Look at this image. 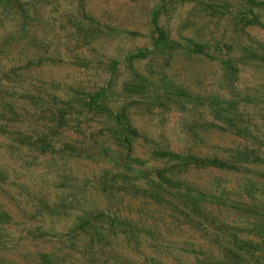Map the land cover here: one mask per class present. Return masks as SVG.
<instances>
[{
	"label": "rangeland",
	"instance_id": "1",
	"mask_svg": "<svg viewBox=\"0 0 264 264\" xmlns=\"http://www.w3.org/2000/svg\"><path fill=\"white\" fill-rule=\"evenodd\" d=\"M22 2L0 4V264H264V0ZM101 210L124 224L79 226Z\"/></svg>",
	"mask_w": 264,
	"mask_h": 264
},
{
	"label": "trees",
	"instance_id": "2",
	"mask_svg": "<svg viewBox=\"0 0 264 264\" xmlns=\"http://www.w3.org/2000/svg\"><path fill=\"white\" fill-rule=\"evenodd\" d=\"M1 3H5L6 5L8 6H11V7H15L17 9H22V5H23V2L22 0H0V4ZM144 51H147L145 49H141L139 50L137 53H135L134 56H139L141 55ZM178 95H184L185 92L184 91H176L174 92ZM55 101L56 103L57 102H60V106L57 105L56 107V110H58V114L56 117H61L63 112L65 111L64 109H61V105L63 104H66L63 100L59 101V99L57 97H55ZM44 137H46V134L44 135ZM45 140V138H44ZM42 140V141H44ZM158 154H161V155H164V156H167L169 158H176V159H183V160H191L197 164H201V165H212V166H216V167H227V168H239L240 165L238 164H235V163H239L241 164V162L245 161L247 158H245L244 156H239L238 158V162H235V163H229L228 161H225V160H221L217 157H214V158H202V157H198V156H186V157H182L181 155L179 154H175L173 152H170V151H163V152H157ZM64 206L68 205V202L67 200H65L63 203H62ZM2 214H5L3 212L0 213V217L2 216ZM101 219H105L108 221V223L110 224L111 227H116V225H122L124 224V222L119 219L118 217L116 216H113L112 214H108L106 213L105 211L101 210V211H93L91 212L82 222L81 224L79 225L80 227L82 228H85V226L87 224L90 223V221H95V220H101ZM237 241H242L240 239H235V242ZM250 247V246H249ZM249 254L250 251H248ZM232 258H234L235 260H239L242 256H243V253L241 252V249H237L233 252L230 253Z\"/></svg>",
	"mask_w": 264,
	"mask_h": 264
}]
</instances>
